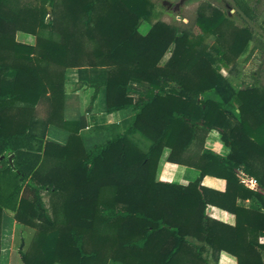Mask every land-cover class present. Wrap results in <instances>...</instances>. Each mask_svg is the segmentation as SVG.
<instances>
[{"label":"trees","instance_id":"trees-1","mask_svg":"<svg viewBox=\"0 0 264 264\" xmlns=\"http://www.w3.org/2000/svg\"><path fill=\"white\" fill-rule=\"evenodd\" d=\"M233 1L244 25L207 0L189 28L157 20L143 34L141 22L157 16L151 0H0V264L14 220L35 229L20 249L25 264H211L207 247L215 258L227 250L238 264H264V193L237 175L242 169L264 190V84L237 86L232 76L264 25ZM18 31L36 42L18 40ZM69 67L95 89L91 104L105 87L107 112L136 111L91 149L79 132L86 120L64 118ZM51 125L71 130L65 143L47 137ZM212 129L226 156L204 147ZM166 146L170 161L199 169L194 181L155 180ZM205 175L224 178L226 190L204 186ZM209 205L234 213L236 224L210 217Z\"/></svg>","mask_w":264,"mask_h":264},{"label":"crops","instance_id":"crops-1","mask_svg":"<svg viewBox=\"0 0 264 264\" xmlns=\"http://www.w3.org/2000/svg\"><path fill=\"white\" fill-rule=\"evenodd\" d=\"M26 43L34 44L33 42ZM232 76L235 77V81H241V77H236L233 73ZM79 78L80 75L78 68L71 67L67 69L65 78L66 102L64 118L68 122H77L81 118L86 120V126L82 127L79 132L86 147L88 148V144L92 143L91 148H93L95 145L103 143L116 134L123 132L135 115L136 111L132 108H128L111 113L107 112L105 87H102L99 90L97 98L91 104V99L95 89L87 84H83V86L81 84L75 86L76 80H79ZM132 85L136 86L138 84L132 83ZM137 89L145 91L146 87H140ZM89 105L91 109L87 110ZM69 134V130L61 127L50 126L47 137L57 142L65 143L69 137ZM132 138L136 140L142 147H146L149 144V140L140 132L133 133ZM200 145V140L195 141L186 151L184 158L193 160L190 155L193 154L192 152L194 151L198 152ZM203 145L205 148L210 149L222 156H226L229 152V148L221 139V134L218 129H212L208 132V134L205 136ZM170 153V147L166 146L163 148L157 163L155 180L171 183L173 182L182 185H187L189 182L194 181L200 173L199 169L188 164L170 161ZM241 171L243 170L237 169L238 176L240 175ZM202 184L206 187L219 191H225L227 188V181L224 178L213 175H205L202 179ZM249 188L264 193V190L258 183L256 187L254 186ZM237 203H240L241 205L248 208L254 204V201L250 199L243 201L239 198ZM47 204L49 205V203ZM207 212L210 217L218 219L223 223L230 225L236 224V215L226 209L209 205ZM10 213L13 215L12 212ZM34 233L35 229L33 227L14 220L11 240L7 250L6 264H15L16 258L19 264H25L21 259L20 249L23 251L27 250ZM188 239L192 242H195L193 237H188ZM261 240L264 241V237H261ZM20 241L22 243L19 245ZM199 244L203 245L201 242ZM204 254L208 256L209 262L211 264H238L236 256L227 250H221L219 253H217V258H215L214 250L210 247H207L204 249Z\"/></svg>","mask_w":264,"mask_h":264},{"label":"rangeland","instance_id":"rangeland-1","mask_svg":"<svg viewBox=\"0 0 264 264\" xmlns=\"http://www.w3.org/2000/svg\"><path fill=\"white\" fill-rule=\"evenodd\" d=\"M151 1L156 5L157 16L149 21L143 20L141 22L140 31L143 34L147 33L150 27L152 26V24L155 23L157 20H162L171 25L179 26L180 28L183 27L187 28L188 26H191L190 23L194 22L199 5L207 0H185L179 6L176 5L177 3L180 2V0H151ZM239 1H241L243 5L247 8V11L249 12L250 15H256L257 17L256 19L258 23L263 26L264 0H239ZM212 2L215 5L221 7L229 18H231L238 24L244 25L242 18L237 14V10L229 1L212 0ZM186 23H189V25H186ZM194 29L195 32H199V28L196 25ZM253 36H254L253 39L248 44L247 50L238 58L237 68L233 72V74L236 77H241L240 79H245L247 83H253L254 79H258L260 83L264 84V65H263L264 38H262L259 30L257 29H255V31L253 32ZM17 39L24 42H33V43L36 42L35 35L23 31L17 32ZM214 39L215 36H209L207 38V41L208 43L212 44L214 42ZM169 56H170V51H167L161 63L162 64L165 63V61L169 58ZM67 69L65 70V78H66ZM222 72L224 74H228V69L223 67ZM235 83L237 86H241L239 80L235 81ZM79 84L83 86V83L81 82L80 78L79 80H76L75 86H78ZM135 87L136 88L146 87V85L138 84ZM65 93H66V88H65ZM65 102H66V94L64 100V116H65ZM90 105L87 110L91 109ZM51 126L59 127L57 125H51ZM64 129L69 130V132H71V130L68 128H64ZM91 147H92V143L88 144V148L91 149ZM6 164H7L6 160H3L2 162L0 161L1 166ZM44 198L45 201L49 203L48 193L44 194ZM21 243L22 242L20 241L19 245ZM15 260H16L15 264H19L17 258ZM6 263H7V256L4 257L1 264H6ZM107 264H120V263L109 260Z\"/></svg>","mask_w":264,"mask_h":264},{"label":"built area","instance_id":"built-area-1","mask_svg":"<svg viewBox=\"0 0 264 264\" xmlns=\"http://www.w3.org/2000/svg\"><path fill=\"white\" fill-rule=\"evenodd\" d=\"M239 178L242 183H244L248 187H256L257 186V180L254 177H251L246 172L241 171Z\"/></svg>","mask_w":264,"mask_h":264},{"label":"water","instance_id":"water-1","mask_svg":"<svg viewBox=\"0 0 264 264\" xmlns=\"http://www.w3.org/2000/svg\"><path fill=\"white\" fill-rule=\"evenodd\" d=\"M184 1H185V0H180V2L177 3L176 6H179V5L182 4ZM229 1L232 3V5L234 6V8H235L236 10H239L237 4H236L233 0H229ZM168 4H171V3H168ZM239 11H240V10H239ZM240 12L242 13V11H240ZM242 14H243V13H242ZM243 16L246 18V16H245L244 14H243ZM256 29L259 30L261 33H263V31L260 30L259 28L256 27ZM9 158H10V160H11V159H12V156H10Z\"/></svg>","mask_w":264,"mask_h":264}]
</instances>
